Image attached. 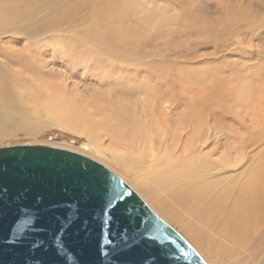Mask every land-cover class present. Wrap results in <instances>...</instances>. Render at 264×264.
<instances>
[{
    "label": "bare ground",
    "instance_id": "6f19581e",
    "mask_svg": "<svg viewBox=\"0 0 264 264\" xmlns=\"http://www.w3.org/2000/svg\"><path fill=\"white\" fill-rule=\"evenodd\" d=\"M106 1L0 0V87L8 85L11 77L43 79L49 85L55 81L41 73L45 66L43 59L53 55L42 42L47 33L76 40L87 52L100 53L117 66H126V60L130 61L127 50L137 51L141 41L127 35L126 27L120 24L116 29L114 23H124L122 16L128 13L139 19L140 9L132 12L123 9L112 17ZM231 13L224 17L230 20ZM159 23L166 24V19ZM25 37L30 41L22 49L11 46ZM10 66H18L19 70ZM97 71L102 78L112 74L119 78L125 74ZM61 83L57 86H65L64 81ZM120 83H116L119 87L109 84L106 89L94 91L91 100L85 101L86 106H95L92 107L95 111L90 112L98 117L93 120L99 122L91 123L95 121L87 119L90 113L85 111L74 116L61 110L58 114L64 118L57 124L78 133H95L93 129H101L118 147L124 146L126 154L115 157L132 166V181L137 188L165 217L173 220L193 242L208 248L209 254L218 257L221 263L260 264V237L264 233V153L261 150L264 137L261 141L254 140L250 127L245 124H241L246 130V137L242 138L233 137L235 132L231 126L226 129L207 126L203 131L197 125V116L191 114L193 108L200 109L201 102L203 110L208 109L204 104L206 96L200 98L198 94L187 100L191 102L186 107L185 101L184 110L174 118L172 110H176L178 101L175 102L174 95L156 88L153 81H141L142 88L137 91H142L140 99L133 101L139 103L140 110L129 109L127 104L131 102L126 103L123 95L131 93V86ZM232 86L236 106L243 108L245 116L252 117L255 104L252 86L248 82ZM257 104L256 114L262 119L264 106ZM13 119L14 115L5 117L6 122ZM19 120L24 121L22 125L26 128L34 124V118H29L27 113H21ZM219 132H223L225 146L215 156L220 147L216 135ZM122 167L129 171L126 166Z\"/></svg>",
    "mask_w": 264,
    "mask_h": 264
},
{
    "label": "rangeland",
    "instance_id": "374dc122",
    "mask_svg": "<svg viewBox=\"0 0 264 264\" xmlns=\"http://www.w3.org/2000/svg\"><path fill=\"white\" fill-rule=\"evenodd\" d=\"M107 1L112 17L123 9L128 12L140 9L139 19H135L127 12L129 15L122 16L124 23L121 21L114 23L116 29L120 25L124 26L127 35L141 41L137 51L127 50L130 61L126 60V66L122 65L125 74L119 78L115 74L102 78L97 71L98 68H70L66 63L58 61L54 55H46L43 63L41 62L45 64L41 73L45 78L55 80L51 85L44 84L43 79L11 77L8 79L10 82L8 85L0 87V145L15 143L54 145L77 151L103 163L124 179L161 218L186 238L207 264H223L218 257L209 254L211 251L208 248L193 242L137 188L132 181L134 174L132 166L121 163L115 157L126 154L124 146L118 147L101 129H93L95 133L87 134L61 127L57 123L64 117L58 113L65 110L79 116L85 111L92 115L87 114L86 118L93 120L95 116L91 112L95 111L92 108L95 106L91 104V109L84 104L85 101L91 100L94 91L106 89L110 85L119 87L116 83L120 82L123 85L126 83V87L127 84L131 86L129 87L131 93L123 95L127 98L126 103L131 102L127 104L128 108L140 110L139 103L133 101L136 98L140 99L139 93L142 91H137L142 88L141 81L144 83L146 80L153 81L155 87L161 91L174 95L175 102L178 101L176 110H172L175 112L174 118L190 104L191 101L188 103V99L194 98L197 94L200 98L206 96L204 104L208 109L203 110L201 102L200 109L193 108L191 111V114L197 116V125L203 131L207 126L216 125L218 128L231 126L235 132L233 137L242 138L246 137V130L241 124H245V127H250L254 140L261 141L260 138L264 137V117L262 119L258 117L256 110L257 103L264 106V56L259 51L261 42L254 40L252 34H259L261 30V22L264 21V0ZM231 11L233 17L229 20L224 16ZM164 18L166 24L159 23V20ZM71 32L73 31L69 33L72 34ZM27 38L19 43H11V46L22 49L24 43L30 41ZM253 46L257 51L255 58H247L237 51L242 47L252 50ZM10 67L19 70L18 66ZM113 71L122 73L121 70ZM62 80L65 86L58 87ZM244 82L252 86L254 93L252 117L245 116L243 108L236 106L233 97L232 85ZM132 89L136 91L132 92ZM133 93L135 94L132 95ZM185 101L188 104L183 107ZM215 111L218 112L213 114ZM21 113H27L29 118H34V124L29 125L30 129L22 125L24 121L19 120ZM8 115H14L15 119L6 122L5 117ZM93 121H95L91 122L93 124L99 122ZM222 134L223 132L216 134L220 139V147L215 156L224 150L225 137ZM261 150L264 153V147H261ZM122 166H126L129 171Z\"/></svg>",
    "mask_w": 264,
    "mask_h": 264
},
{
    "label": "water",
    "instance_id": "95a60500",
    "mask_svg": "<svg viewBox=\"0 0 264 264\" xmlns=\"http://www.w3.org/2000/svg\"><path fill=\"white\" fill-rule=\"evenodd\" d=\"M4 154V163L13 171L27 168L32 174L39 192L44 196L45 204H54L57 200L66 199L61 189L67 186L72 189L78 177L87 175L107 181L108 196L111 199L117 193L124 194V200L116 201L119 205L112 216V208L105 209L104 184L93 180L94 198L83 208L86 231L79 230L68 236V247L59 255L52 249V231L47 239L38 233L45 232V227L55 230L57 227L53 213L48 208H41L42 223L45 227H33L24 237L39 248L44 264H141L158 253L153 247L144 244L138 250L127 252L125 244L131 246L139 242L140 234L149 229V238H155L168 252L167 261L158 257V264H207L197 250L173 226L161 218L147 202L118 174L103 163L77 151L42 143H15L0 145ZM64 208L65 205H56ZM72 207V205H67ZM125 209L127 211L125 212ZM22 209L15 205L0 206V264H21L27 254V247L16 249L9 247L16 243L14 232L16 221L21 219ZM34 215V213H26ZM139 225V227H137ZM68 224L64 228H68ZM79 228V225L76 226ZM122 230V235L118 234ZM65 235L63 229L55 239V248H60V238ZM32 264V262H30Z\"/></svg>",
    "mask_w": 264,
    "mask_h": 264
},
{
    "label": "snow or ice",
    "instance_id": "6c2138e0",
    "mask_svg": "<svg viewBox=\"0 0 264 264\" xmlns=\"http://www.w3.org/2000/svg\"><path fill=\"white\" fill-rule=\"evenodd\" d=\"M261 30L259 34H252L254 40L261 42L260 54L264 56V21L261 22ZM43 45L46 46L58 61L66 63L70 68L78 67H95L105 71L124 70L123 66H117L114 62L110 61L107 57L100 53H89L87 50L76 40L68 39L60 34L47 33L43 38ZM239 54L247 58H255L257 51L254 46L252 50L247 47H242L237 50ZM235 54V53H234ZM4 154L0 153V206L9 207L15 205L17 209H22L21 219L16 221L14 232L11 234L16 237V243L9 247L16 251L21 247H27V254L22 257L21 264H44L42 253L45 246L41 245L39 248L32 242L27 241L24 237L33 227H45L42 223L43 216L40 209L48 208L54 214L53 219L57 227L55 230L45 227V232L38 233L42 238L47 239L48 232L52 231V249L59 255L62 249L68 247V236L79 230L86 231L84 224L83 208L94 198L93 180L96 183L104 184L105 203L104 208H112L113 212L108 215L112 216L116 208L119 207L116 201L124 200L123 193H117L111 199H107L108 189L107 181H101L98 178H89L87 175L78 177L74 181V186L69 189L67 186L63 187L61 191L66 199L57 200L54 204H45L44 196L39 192L38 186L35 183L32 174L28 172L27 168H20L17 164V170L13 171L9 168L8 164L4 163ZM65 205L64 208L56 207V205ZM72 205V207H67ZM127 209H125V212ZM34 213V215H26V213ZM68 224V228L64 225ZM79 225V228L76 226ZM139 227V225H137ZM63 229L65 235L60 238L61 247L55 248V239L59 231ZM118 234H123L122 230ZM144 244L146 247H153L158 253V257L167 261L169 252L157 243L155 238H149V229L145 227V231L140 234L139 242L134 241L131 246L125 244L127 252H132L139 249V246ZM260 260L264 264V233L260 237ZM158 257L156 255L147 259H143L141 264H158ZM115 264V258H113Z\"/></svg>",
    "mask_w": 264,
    "mask_h": 264
}]
</instances>
